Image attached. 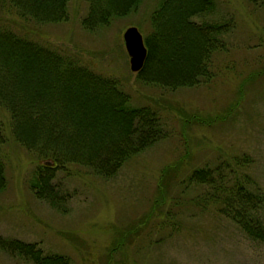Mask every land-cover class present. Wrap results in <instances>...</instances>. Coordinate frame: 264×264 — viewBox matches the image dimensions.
I'll return each instance as SVG.
<instances>
[{
  "label": "rangeland",
  "instance_id": "1",
  "mask_svg": "<svg viewBox=\"0 0 264 264\" xmlns=\"http://www.w3.org/2000/svg\"><path fill=\"white\" fill-rule=\"evenodd\" d=\"M213 1L212 13L193 19L232 20L224 48L212 56L214 76L176 89L138 79L123 41L129 26L142 36L151 31L150 15L159 0H141L95 30L81 25L87 0H69L68 19L60 22L24 20L0 7V18L22 24L29 37L81 52L92 70L117 78L131 105L151 107L166 130L108 178L74 163L59 170L63 197L57 208L32 194L28 181L39 160L12 137L8 121L0 144L6 177L1 237L36 242L69 256L71 264H264V241L246 235L214 207L193 204L206 185H180L205 163L233 168L241 159L238 171L264 193V3ZM0 116L4 122L9 117L2 108ZM0 264L32 263L0 248Z\"/></svg>",
  "mask_w": 264,
  "mask_h": 264
},
{
  "label": "trees",
  "instance_id": "2",
  "mask_svg": "<svg viewBox=\"0 0 264 264\" xmlns=\"http://www.w3.org/2000/svg\"><path fill=\"white\" fill-rule=\"evenodd\" d=\"M68 1L0 0V7L24 20L60 22L68 19ZM87 1L81 25L95 30L126 15L141 0ZM214 9L213 0H159L150 15L151 31L143 36L147 54L137 78L171 89L209 81L214 76L213 53L224 48L232 20L199 22L193 17ZM22 26H11L0 18V108L9 115L5 122L0 116V144L9 121L12 137L39 160L28 181L32 194L60 208L59 170L74 163L108 178L129 157L165 136L166 130L151 107L131 105L117 78L92 70L81 52L36 41ZM241 162L236 160L235 165ZM236 166L227 170L220 163H205L184 176L180 185H206L203 195L192 198L193 204L214 207L246 235L264 241V193ZM5 185L0 157V190ZM0 248L32 264H71L69 256L45 251L32 241L0 236Z\"/></svg>",
  "mask_w": 264,
  "mask_h": 264
},
{
  "label": "water",
  "instance_id": "3",
  "mask_svg": "<svg viewBox=\"0 0 264 264\" xmlns=\"http://www.w3.org/2000/svg\"><path fill=\"white\" fill-rule=\"evenodd\" d=\"M123 41L129 55L130 69L138 72L143 67L147 54L143 36L135 26H129L123 33Z\"/></svg>",
  "mask_w": 264,
  "mask_h": 264
}]
</instances>
